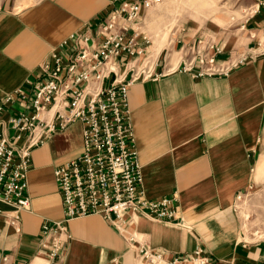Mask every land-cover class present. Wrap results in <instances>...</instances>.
Masks as SVG:
<instances>
[{
	"label": "crops",
	"instance_id": "obj_1",
	"mask_svg": "<svg viewBox=\"0 0 264 264\" xmlns=\"http://www.w3.org/2000/svg\"><path fill=\"white\" fill-rule=\"evenodd\" d=\"M121 1L0 0V98L34 77L50 49L85 25L95 28ZM244 27L246 37L238 45L206 39L222 47L220 58L255 49L264 39V0L256 2ZM196 34L178 32L175 48ZM163 52L154 59V72L163 67ZM171 56L168 49L167 60L178 62V51ZM128 92L145 193L150 199L176 198L171 221L134 216L128 229L142 243L169 254L198 246L211 264H261L264 240L242 241L234 199L239 191L264 183V53L246 57L227 76L175 71L137 80ZM18 108L9 105L4 116ZM80 149L78 122L32 149L30 210L20 213L19 232L6 223L3 213L11 207L0 199V264H144L119 230L96 214L67 222L58 255H50L41 225L63 217L53 170Z\"/></svg>",
	"mask_w": 264,
	"mask_h": 264
},
{
	"label": "built area",
	"instance_id": "obj_2",
	"mask_svg": "<svg viewBox=\"0 0 264 264\" xmlns=\"http://www.w3.org/2000/svg\"><path fill=\"white\" fill-rule=\"evenodd\" d=\"M159 1L122 0L95 28L85 25L50 49L34 77L0 98V199L11 207L3 216L15 232L20 231V213L30 210L32 149L71 123L81 125L80 152L53 170L63 217L41 225L53 257L65 241V224L96 214L119 230L144 264H211L202 247L169 254L142 243L128 229L134 216L165 221L176 216L175 197L150 199L143 188L128 88L137 80L175 71L194 77L227 76L246 57L264 53V39L245 55L220 58L219 44L196 36L179 44L180 56L173 65L167 60L170 48L165 47L163 67L154 72V61L147 60L150 38L139 27L144 12ZM15 103L17 111L5 117Z\"/></svg>",
	"mask_w": 264,
	"mask_h": 264
},
{
	"label": "rangeland",
	"instance_id": "obj_3",
	"mask_svg": "<svg viewBox=\"0 0 264 264\" xmlns=\"http://www.w3.org/2000/svg\"><path fill=\"white\" fill-rule=\"evenodd\" d=\"M257 1L160 0L153 4L144 13L139 27L149 36L151 42L148 64L154 61L156 50L159 52L165 47L171 49L173 60L172 57L179 52V45L175 48V37L178 32H196L197 36L210 38L215 42L226 39L237 45L244 43L246 37L244 25L256 8ZM234 207L239 217L242 241L264 240V183L257 188L239 191L235 195ZM138 264L141 262L138 261Z\"/></svg>",
	"mask_w": 264,
	"mask_h": 264
},
{
	"label": "bare ground",
	"instance_id": "obj_4",
	"mask_svg": "<svg viewBox=\"0 0 264 264\" xmlns=\"http://www.w3.org/2000/svg\"><path fill=\"white\" fill-rule=\"evenodd\" d=\"M211 0H203V2H210ZM157 50H156V54H155V57L157 56ZM172 63V62H171Z\"/></svg>",
	"mask_w": 264,
	"mask_h": 264
}]
</instances>
